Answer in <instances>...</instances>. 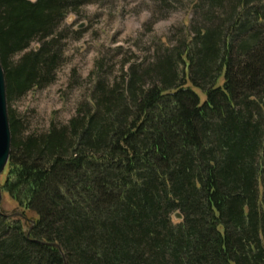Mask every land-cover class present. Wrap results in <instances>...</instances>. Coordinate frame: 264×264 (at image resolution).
<instances>
[{
    "label": "trees",
    "instance_id": "1",
    "mask_svg": "<svg viewBox=\"0 0 264 264\" xmlns=\"http://www.w3.org/2000/svg\"><path fill=\"white\" fill-rule=\"evenodd\" d=\"M92 1L0 0L8 104L54 80ZM209 1L147 84L39 136L8 108L0 187L21 217L1 209L0 264H264V0Z\"/></svg>",
    "mask_w": 264,
    "mask_h": 264
},
{
    "label": "rangeland",
    "instance_id": "2",
    "mask_svg": "<svg viewBox=\"0 0 264 264\" xmlns=\"http://www.w3.org/2000/svg\"><path fill=\"white\" fill-rule=\"evenodd\" d=\"M210 8L209 0H93L80 7L66 20L71 34L60 45L54 80L8 104L21 119L22 136L67 125L102 97L101 88L104 94L122 89L132 74L150 82L146 72L180 44L189 28L205 23ZM1 209L18 212L7 197Z\"/></svg>",
    "mask_w": 264,
    "mask_h": 264
},
{
    "label": "water",
    "instance_id": "3",
    "mask_svg": "<svg viewBox=\"0 0 264 264\" xmlns=\"http://www.w3.org/2000/svg\"><path fill=\"white\" fill-rule=\"evenodd\" d=\"M84 26H80L78 29L83 28ZM11 143H12V135L9 124V115H8V101H7V88L4 70L0 60V178L2 173L4 172L10 152H11ZM1 206H2V191L0 187V214H1ZM6 217H21L20 214H8ZM175 221H181L180 214H176L174 217ZM45 244V243H43ZM57 247V245H53Z\"/></svg>",
    "mask_w": 264,
    "mask_h": 264
}]
</instances>
